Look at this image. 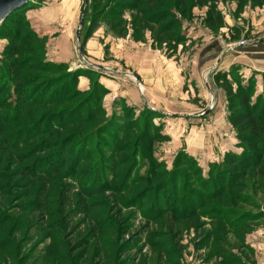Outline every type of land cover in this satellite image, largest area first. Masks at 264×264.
I'll list each match as a JSON object with an SVG mask.
<instances>
[{
	"label": "rangeland",
	"instance_id": "374dc122",
	"mask_svg": "<svg viewBox=\"0 0 264 264\" xmlns=\"http://www.w3.org/2000/svg\"><path fill=\"white\" fill-rule=\"evenodd\" d=\"M66 2L29 0L0 24V264H264V153L239 176L224 166L242 148L214 80L221 49L238 55L232 89L262 93L264 0H164L155 26L127 0H78L72 61L55 62L30 14L66 19ZM172 13L180 29L162 31ZM141 50L157 61L147 100Z\"/></svg>",
	"mask_w": 264,
	"mask_h": 264
},
{
	"label": "trees",
	"instance_id": "16d2710c",
	"mask_svg": "<svg viewBox=\"0 0 264 264\" xmlns=\"http://www.w3.org/2000/svg\"><path fill=\"white\" fill-rule=\"evenodd\" d=\"M163 1L162 0H127V3H126L127 6H124V7H128L129 12H131L135 16H139V18L142 21L144 22L149 21L151 25L155 26L156 23L154 21L153 22L151 21L152 16L153 15L155 16L156 14H163V13H153L152 14L151 13L152 9L149 8L148 6L149 5L152 6L153 4L157 5V4L162 3ZM173 1L176 2L177 6L178 5L180 6L182 5L183 2H185V0H177V1L173 0ZM23 6L17 9H14L12 12H10L5 17V19L2 21L3 24L4 23L7 24L6 22H8V20L11 21V16H14V13L18 12ZM173 9L177 11V9L174 6V8H171V9L169 8L167 9V11H164V12H172ZM178 13H179V10H178ZM172 16H173L171 17L172 19L168 23L161 25L160 28L162 31L173 32V29L174 30L180 29L181 23L177 24L175 22L176 20L174 17L175 15L173 14ZM216 24L211 26V23H210L209 26L211 27L222 26V25H216ZM175 40L177 39L175 38ZM26 46L27 48L25 49V51L32 48L30 45H26ZM52 65L55 66L54 64ZM233 69H234V66L231 65L228 72L225 70L217 71L214 74V80L220 87L225 88L227 90V94H226V99L228 103L227 121L229 122V124L233 128V131L235 132L236 140H237L239 147L242 148V151L239 154L227 152L225 154L224 166L231 168L232 169L231 172L233 173V175H236V174L240 175L243 172H246V170L248 171L252 167H255L257 162L262 158L261 154L264 153V86L262 89V93L256 94V95L254 94L255 87L253 83H249L247 85L238 83L235 86V89H232L231 70ZM73 76L74 78H76L77 75L73 74ZM262 77L264 80V73H262ZM73 92H74V95L75 94L79 95V93L75 89ZM47 94H49V92ZM66 96L68 98L70 97L68 90L64 95L63 90L61 89L57 93L55 98H56V101L57 99L62 98L61 101H63ZM231 172H230V175H231ZM257 183H261V180L257 181ZM234 186H236L234 185V183H229V185L225 186L226 191L224 192H227L229 194L231 193L232 195L234 192L233 190L235 188ZM206 187H208L209 192L212 195L214 194V192H216L212 188V186L210 187V185H208ZM221 190H223V188L219 187L217 184V192ZM224 192L222 191L221 195H223ZM215 214L216 213H213L214 216ZM1 226H3L2 219L0 220V227ZM18 229H19V226L17 225L15 227V224L12 227L11 226L8 227L5 236H10L14 234V232L17 233ZM98 241L106 242L105 240H101V239H98ZM14 242H15V239L13 241V244H15ZM4 245H6V243H4ZM99 245H98V248H99ZM127 264H131V263H127Z\"/></svg>",
	"mask_w": 264,
	"mask_h": 264
},
{
	"label": "crops",
	"instance_id": "0c3cea01",
	"mask_svg": "<svg viewBox=\"0 0 264 264\" xmlns=\"http://www.w3.org/2000/svg\"><path fill=\"white\" fill-rule=\"evenodd\" d=\"M56 1V0H55ZM78 0H71L70 5L68 4L69 2L63 3V9H67L71 11L72 15H67L66 19H62L63 15L58 14L57 8L59 7H52L51 10V15L48 13V16L43 17L40 16L38 12H33L31 11L30 14V19L33 24H35V27L38 28L39 31H41V35L45 36L47 40V50H46V56L47 59H50L51 61L55 62H70L72 61V56H73V48L71 45V38H72V33L74 30V34L76 36V24L73 21L72 18H74V11L73 8L77 5ZM52 5L55 3H51ZM46 12H49L48 10ZM62 19V20H61ZM209 44V43H208ZM216 44V43H215ZM211 45V43H210ZM212 49V48H211ZM226 50V49H225ZM209 51V50H208ZM222 50L220 49L216 56H215V61L217 64L220 63V69L222 70H229L230 66L237 63L236 61V56L238 58V55L232 54V57L226 61V62H220L221 61V54ZM249 55V60L257 61L256 55L258 54L257 51H248ZM264 56V55H262ZM60 58V59H58ZM135 59H136V71L139 76V81H140V86H139V93L142 95L143 99H148L150 97V88L151 86L156 84V79L157 77L154 76V70H156L157 67V61L156 57L152 53L145 52L141 50L139 53L135 54ZM59 60V61H57ZM215 63V64H216ZM225 64V65H224ZM224 65V66H223ZM197 67V66H196ZM227 68V69H225ZM111 72H117L119 73V70H114L110 68H106ZM199 69V67H198ZM85 82V81H84ZM195 83L197 82L194 81ZM194 84V83H193ZM197 84H194V87H197ZM157 85V84H156ZM122 93V91H120ZM145 100V101H146ZM147 102V101H146ZM150 103V102H149ZM152 106L151 104H149ZM153 107V106H152ZM249 238V237H248ZM250 242L253 243H258L257 240H250Z\"/></svg>",
	"mask_w": 264,
	"mask_h": 264
},
{
	"label": "water",
	"instance_id": "95a60500",
	"mask_svg": "<svg viewBox=\"0 0 264 264\" xmlns=\"http://www.w3.org/2000/svg\"><path fill=\"white\" fill-rule=\"evenodd\" d=\"M29 0H0V24L5 19V17L12 12L14 9H17L23 5H25ZM81 27V23H80ZM79 34V33H78ZM77 35V41H79ZM79 55H81V49H78ZM139 84V82L137 81Z\"/></svg>",
	"mask_w": 264,
	"mask_h": 264
},
{
	"label": "built area",
	"instance_id": "2783aa9c",
	"mask_svg": "<svg viewBox=\"0 0 264 264\" xmlns=\"http://www.w3.org/2000/svg\"><path fill=\"white\" fill-rule=\"evenodd\" d=\"M31 1H33V0H31ZM239 45H242V43H241V44H239ZM83 61H84V63H86V64H88V65H89V63H88V62H85V61H86L85 59H83Z\"/></svg>",
	"mask_w": 264,
	"mask_h": 264
}]
</instances>
